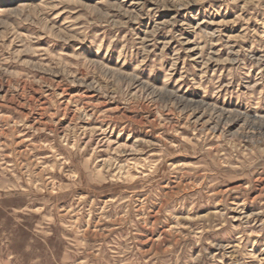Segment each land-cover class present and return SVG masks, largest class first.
I'll use <instances>...</instances> for the list:
<instances>
[{
	"label": "rangeland",
	"instance_id": "374dc122",
	"mask_svg": "<svg viewBox=\"0 0 264 264\" xmlns=\"http://www.w3.org/2000/svg\"><path fill=\"white\" fill-rule=\"evenodd\" d=\"M0 264H264V0H0Z\"/></svg>",
	"mask_w": 264,
	"mask_h": 264
},
{
	"label": "bare ground",
	"instance_id": "6f19581e",
	"mask_svg": "<svg viewBox=\"0 0 264 264\" xmlns=\"http://www.w3.org/2000/svg\"><path fill=\"white\" fill-rule=\"evenodd\" d=\"M262 119V118H261Z\"/></svg>",
	"mask_w": 264,
	"mask_h": 264
}]
</instances>
